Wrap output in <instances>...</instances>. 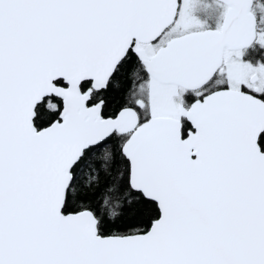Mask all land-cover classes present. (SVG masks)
I'll return each mask as SVG.
<instances>
[{
    "label": "snow or ice",
    "instance_id": "6c2138e0",
    "mask_svg": "<svg viewBox=\"0 0 264 264\" xmlns=\"http://www.w3.org/2000/svg\"><path fill=\"white\" fill-rule=\"evenodd\" d=\"M0 264H264V0H0Z\"/></svg>",
    "mask_w": 264,
    "mask_h": 264
}]
</instances>
